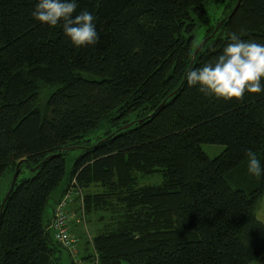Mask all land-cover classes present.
<instances>
[{
    "label": "trees",
    "instance_id": "trees-1",
    "mask_svg": "<svg viewBox=\"0 0 264 264\" xmlns=\"http://www.w3.org/2000/svg\"><path fill=\"white\" fill-rule=\"evenodd\" d=\"M223 1L76 0L73 16L92 13L99 35L77 48L62 22L32 17L37 0H0V182L21 160L0 216V264H64L63 251L67 264H264V222L254 213L264 175L249 191L233 184L247 171L246 149L264 169V91L226 101L184 77L236 2L213 15ZM229 33L264 44V0H241L190 68L214 62ZM103 122L109 128L91 142ZM202 143L224 148L210 157ZM70 186L74 201L82 191L88 221L108 213L77 259L44 218L49 200L54 207Z\"/></svg>",
    "mask_w": 264,
    "mask_h": 264
},
{
    "label": "clouds",
    "instance_id": "clouds-1",
    "mask_svg": "<svg viewBox=\"0 0 264 264\" xmlns=\"http://www.w3.org/2000/svg\"><path fill=\"white\" fill-rule=\"evenodd\" d=\"M76 0H37L31 13L42 24L56 27L62 22L64 34L77 47L95 45L99 41L94 21L96 17L86 10L73 16ZM229 43L212 63L200 68H190L186 73L187 84L198 86L205 96L224 100L243 101L245 93L260 94L264 91V44L244 41L236 33L228 34ZM248 172L259 178L264 169L252 149H246Z\"/></svg>",
    "mask_w": 264,
    "mask_h": 264
},
{
    "label": "rangeland",
    "instance_id": "rangeland-1",
    "mask_svg": "<svg viewBox=\"0 0 264 264\" xmlns=\"http://www.w3.org/2000/svg\"><path fill=\"white\" fill-rule=\"evenodd\" d=\"M226 4H227V0H224L222 3H220L219 6H217L216 8L215 7H212L213 9L211 10L212 11V14L215 15V16H220L222 14L223 11H227V7H226ZM202 31L200 29H198L196 31V39H195V43H198L201 41L202 39ZM127 119L131 120L135 117L134 114L130 113L128 114L127 116H125ZM109 128V125L107 122H103L101 123V125L95 129L94 131H92L89 135H88V138L91 139V142H95L97 139H99L100 137L103 136V134L105 133V131ZM201 148L202 150L210 157H214L216 155H218L224 148V146L222 144H212V143H202L201 144ZM79 153V149L78 148H73V149H70L68 151V153L65 155V158H66V163H65V177L64 179L59 183L58 187H60L66 176H67V173L69 172V169H70V166H71V163L74 159V157ZM259 155V154H258ZM10 173V172H9ZM9 173H5V175L1 178V182H0V198L1 196L3 195V191L5 190L3 187V185L6 183H8L10 177H11V174ZM22 176H25V175H28V172L27 170L24 171V173L21 174ZM235 181L233 184L234 185H238L237 187L238 188H241L243 190H246V191H249L251 188L255 187L256 184H257V177L251 175L248 170L245 172H243L241 175H237L235 176ZM159 178H157L156 176H153L152 178H140V184H147V183H153V182H156L158 181ZM7 186V185H6ZM57 187V188H58ZM57 190V189H56ZM55 193V192H54ZM78 200H75L74 201V196L72 197V202L70 204V208H72L69 213H68V216H69V229H70V233L73 235V237L75 238V246H76V250H75V253H70V255H76L73 256V259H77L78 258V255L80 253L83 252L84 250V247L86 246L85 245V241L86 240H89L92 236H93V233H94V225L99 226V228L103 227L101 226L102 224H104L105 222L108 221V213H105V212H100V213H97L95 215V223H93V217L94 216H91V221L89 220L88 221V218H87V215H86V218L85 216L83 215V195H82V191L79 192L78 191ZM53 198H51L48 202V204L46 205L45 207V211H44V218L47 219L48 215L50 213H52V208H53ZM77 205H80L81 206V211L79 210L77 213L79 214H76V211H75V207ZM52 206V208H51ZM254 213H255V216L257 219H259L260 221L264 222V193L263 195L260 197V199L258 200V203L254 209ZM51 215V214H50ZM100 215H102V219L101 218H98ZM93 224V226H92ZM101 224V225H100ZM98 228V227H97ZM88 248H87V253L89 254V252L91 251V244H88L87 245ZM62 261H64V264H67L68 262V255L65 251L62 252ZM75 257V258H74ZM80 263H84V261L82 259H80ZM123 264H127L126 262H124ZM251 264H257L256 262H252Z\"/></svg>",
    "mask_w": 264,
    "mask_h": 264
},
{
    "label": "built area",
    "instance_id": "built-area-1",
    "mask_svg": "<svg viewBox=\"0 0 264 264\" xmlns=\"http://www.w3.org/2000/svg\"><path fill=\"white\" fill-rule=\"evenodd\" d=\"M75 180L73 179V183ZM78 190L75 186H70L62 198L54 205L52 215L48 222V228L51 230L54 239L69 253H75V238L69 231V205L72 197ZM72 256H75L74 254Z\"/></svg>",
    "mask_w": 264,
    "mask_h": 264
},
{
    "label": "water",
    "instance_id": "water-1",
    "mask_svg": "<svg viewBox=\"0 0 264 264\" xmlns=\"http://www.w3.org/2000/svg\"><path fill=\"white\" fill-rule=\"evenodd\" d=\"M240 1H241V0H236V2H235V4H234L233 8L231 9V11L229 12V14H228L227 16H225L224 18H222L221 20H219V22L216 24V26H215V28L213 29V31H212L207 37H205V38H204V39L198 44V46L196 47V49H195L194 52H193L192 59H191V61H190V64H189L188 69L186 70V72H185V74H184V77L186 76V73H187V71L189 70V68L192 66V64H193V60H194V58H195L197 52L199 51V49H200V48L205 44V42H206V41H207V40H208V39H209V38H210V37H211V36L217 31V29H218L219 26L223 23V21H224L225 19H227V18H230V17L233 15V13L236 11V9L238 8V6H239V4H240ZM163 104H164V101L159 105V107L162 106ZM131 123H132V122H129V123L123 125L122 127H120L119 129H124V128H126L127 126H129ZM119 129H118V130H119ZM113 133H114V132H112V133L109 134L108 136L102 138L101 140H99V142L108 139ZM72 147H79V146H72ZM44 160H45V159H44ZM44 160H43V161H44ZM20 163H21V160H19V161L17 162V164H16L15 171L13 172L12 177H11V181H10L9 189H8L7 192L5 193V196H4V198L2 199V202H1V204H0V216H1V213H2L3 204H4L5 200L7 199L8 195L10 194V192H11L13 186H14L15 179H16V177H17V175H18V167H19ZM38 166H39V164L36 165L35 167H31V170H32V171L35 170V168L38 167Z\"/></svg>",
    "mask_w": 264,
    "mask_h": 264
},
{
    "label": "crops",
    "instance_id": "crops-1",
    "mask_svg": "<svg viewBox=\"0 0 264 264\" xmlns=\"http://www.w3.org/2000/svg\"><path fill=\"white\" fill-rule=\"evenodd\" d=\"M63 187H64V185L62 184L60 187L57 188V190H56V192H55V194H54V198H55L56 200H57V198H58L60 192H62ZM52 206H53V205H52ZM52 206H51V208H52ZM52 210H53V208H52ZM50 214H52V213H50ZM50 214L48 215L47 219H49V218L51 217Z\"/></svg>",
    "mask_w": 264,
    "mask_h": 264
}]
</instances>
